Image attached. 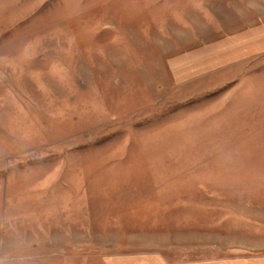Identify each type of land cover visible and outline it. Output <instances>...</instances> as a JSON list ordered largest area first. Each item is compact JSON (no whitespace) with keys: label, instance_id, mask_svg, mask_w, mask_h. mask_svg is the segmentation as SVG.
<instances>
[{"label":"rangeland","instance_id":"obj_1","mask_svg":"<svg viewBox=\"0 0 264 264\" xmlns=\"http://www.w3.org/2000/svg\"><path fill=\"white\" fill-rule=\"evenodd\" d=\"M0 264H264V0H0Z\"/></svg>","mask_w":264,"mask_h":264}]
</instances>
